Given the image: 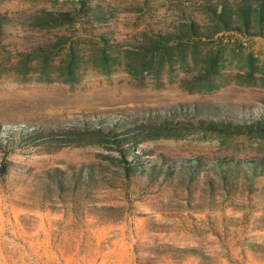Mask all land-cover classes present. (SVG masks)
<instances>
[{
    "label": "rangeland",
    "instance_id": "rangeland-1",
    "mask_svg": "<svg viewBox=\"0 0 264 264\" xmlns=\"http://www.w3.org/2000/svg\"><path fill=\"white\" fill-rule=\"evenodd\" d=\"M85 1L115 5L107 35L117 42L104 48L107 64L97 58L98 41L78 22L39 31L67 35L80 54L75 80L56 76L61 51L51 57L48 80L31 63L25 72L14 65V53L0 55L2 129L125 114L153 119L160 109L199 103L251 113L264 108L260 37L220 32L144 60L124 47L148 25L167 24L174 0ZM75 3L0 0V12L22 14L39 7L75 11ZM174 120L170 129L157 133L130 127L120 142L134 140V148L150 150L137 161L156 154L170 160L264 154V133L220 134L197 127L192 118L178 115ZM57 134L48 151L45 142L34 141L0 149V162L8 168L0 175V264H264V174L249 182L259 189L247 191L238 183L223 193L216 184L207 189L201 175L187 188L172 176L136 175L124 185L119 173L111 172L116 163L103 157L116 154L103 139ZM79 163L108 166L85 195L70 194L67 187L58 198L55 191L42 193L36 186L37 180H46V169Z\"/></svg>",
    "mask_w": 264,
    "mask_h": 264
},
{
    "label": "trees",
    "instance_id": "trees-1",
    "mask_svg": "<svg viewBox=\"0 0 264 264\" xmlns=\"http://www.w3.org/2000/svg\"><path fill=\"white\" fill-rule=\"evenodd\" d=\"M75 11L65 8L39 7L34 11L9 15L0 12V55L14 53V65L20 66L25 72L30 63L38 72L41 79L48 80L49 63L53 54L61 51L54 66L59 80L71 81L76 79L80 54L67 41V35L46 34L53 26L72 24L86 25L84 33L98 41L97 58L101 65L107 64L108 55L105 47L117 42L110 31L109 18L115 14V5L103 2H86L76 0ZM170 16L164 26H150L141 32L137 39L130 40V46L125 51L136 54L145 60L162 53H169L171 48L179 46L186 40L209 37L220 32H236L243 36H258L264 40V0H193V2L174 0L169 7ZM85 23V24H84ZM113 37V38H112ZM213 59L211 60V64ZM32 67V68H33ZM227 109L222 106L199 103L184 108L167 107L160 109L157 118L138 119L132 114L121 116L96 117L92 120L80 119L77 122H48L49 124H17L12 127H0V149L13 150L27 141L36 144L45 142L47 145L58 136L57 132L64 131L73 135H91L103 139L107 149L112 147L116 154L106 152L103 157L110 158L116 163L111 172H118L124 185L136 175L147 179L160 180L175 177L187 188L190 181H195L201 175L207 189L213 184L218 190L229 192L239 183L247 191L259 189L250 186L252 178L264 174V154L247 157H234L227 154L212 155L207 158L199 155L182 156L177 160L166 159L162 154H156L150 160L137 161L141 154L151 153L147 148H134V140L121 143L128 137L130 127L145 128L149 132L168 130L175 125V117L184 116L193 119L195 125L203 130L220 134L256 132L264 133V108L251 113ZM242 110V111H241ZM241 111V112H240ZM187 125V124H183ZM105 165L79 163L70 164L67 168L50 167L46 169V180H37L36 186L42 193L55 191L58 198L61 192L69 187L70 194L85 195L102 177ZM110 169V168H109ZM8 171L4 162H0V175ZM50 198V195L47 196ZM103 207V206H102Z\"/></svg>",
    "mask_w": 264,
    "mask_h": 264
}]
</instances>
